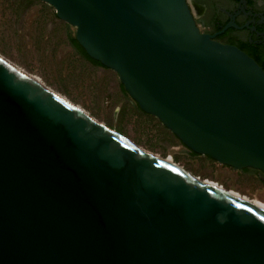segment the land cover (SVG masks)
I'll return each instance as SVG.
<instances>
[{"label": "water", "instance_id": "obj_1", "mask_svg": "<svg viewBox=\"0 0 264 264\" xmlns=\"http://www.w3.org/2000/svg\"><path fill=\"white\" fill-rule=\"evenodd\" d=\"M39 1L190 151L264 174V69L202 32L197 0ZM229 28L240 29L219 34ZM0 264H264V212L148 155L0 55Z\"/></svg>", "mask_w": 264, "mask_h": 264}, {"label": "rangeland", "instance_id": "obj_2", "mask_svg": "<svg viewBox=\"0 0 264 264\" xmlns=\"http://www.w3.org/2000/svg\"><path fill=\"white\" fill-rule=\"evenodd\" d=\"M75 28L39 0H0V55L148 155L264 212L259 171L236 170L192 154L125 94L118 75L72 45Z\"/></svg>", "mask_w": 264, "mask_h": 264}, {"label": "flooded vegetation", "instance_id": "obj_3", "mask_svg": "<svg viewBox=\"0 0 264 264\" xmlns=\"http://www.w3.org/2000/svg\"><path fill=\"white\" fill-rule=\"evenodd\" d=\"M205 1L197 0L193 5L189 2L202 32L223 44L246 49L264 69V0H224L226 5L222 0L213 4ZM232 21L240 29L229 28L219 34Z\"/></svg>", "mask_w": 264, "mask_h": 264}, {"label": "trees", "instance_id": "obj_4", "mask_svg": "<svg viewBox=\"0 0 264 264\" xmlns=\"http://www.w3.org/2000/svg\"><path fill=\"white\" fill-rule=\"evenodd\" d=\"M70 41H71L72 45H73V46H74V47L80 52V54H82V56H83L84 58H86V59L89 60L90 62L94 63L95 65L100 66V67L103 68V66H102L100 63L91 60V59L87 56V54L85 53L84 49H83V48L78 44V42L76 41L75 36L70 35ZM241 50L246 51V49H243V48H242ZM248 55H250L252 58H254L249 52H248ZM254 59L259 63V65L263 66V64H262L259 60H257V58H254ZM122 88H123V86H122ZM123 91L125 92V94H127V92L124 90V88H123ZM127 95H128V94H127ZM192 154H194V153L192 152ZM194 155L196 156V154H194ZM245 170H246V171H249V170H251V169H245ZM258 173H260V172H258ZM260 176L263 177L262 182H263V184H264V174H263V173H260Z\"/></svg>", "mask_w": 264, "mask_h": 264}, {"label": "bare ground", "instance_id": "obj_5", "mask_svg": "<svg viewBox=\"0 0 264 264\" xmlns=\"http://www.w3.org/2000/svg\"><path fill=\"white\" fill-rule=\"evenodd\" d=\"M19 68V67H18Z\"/></svg>", "mask_w": 264, "mask_h": 264}]
</instances>
